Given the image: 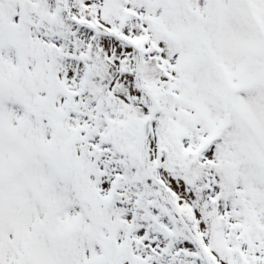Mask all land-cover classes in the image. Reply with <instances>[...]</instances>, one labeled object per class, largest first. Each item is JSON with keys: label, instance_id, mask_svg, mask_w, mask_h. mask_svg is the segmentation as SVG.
<instances>
[{"label": "snow or ice", "instance_id": "6c2138e0", "mask_svg": "<svg viewBox=\"0 0 264 264\" xmlns=\"http://www.w3.org/2000/svg\"><path fill=\"white\" fill-rule=\"evenodd\" d=\"M0 264H264V0H0Z\"/></svg>", "mask_w": 264, "mask_h": 264}]
</instances>
